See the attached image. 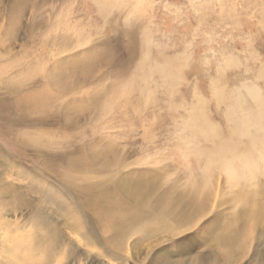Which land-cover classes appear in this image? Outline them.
<instances>
[{"label":"rangeland","instance_id":"rangeland-1","mask_svg":"<svg viewBox=\"0 0 264 264\" xmlns=\"http://www.w3.org/2000/svg\"><path fill=\"white\" fill-rule=\"evenodd\" d=\"M262 107L264 0H0V264H264Z\"/></svg>","mask_w":264,"mask_h":264},{"label":"bare ground","instance_id":"bare-ground-1","mask_svg":"<svg viewBox=\"0 0 264 264\" xmlns=\"http://www.w3.org/2000/svg\"><path fill=\"white\" fill-rule=\"evenodd\" d=\"M5 18V17H4ZM8 33H6L5 35H7ZM5 42V41H4ZM48 102V101H47ZM46 102V103H47ZM43 104V103H42ZM48 105V104H47ZM44 106H46V105H44ZM42 107V106H41ZM38 108H39V106H38ZM36 109H37V107H36ZM42 108H40V110H41ZM259 112V111H258ZM229 118H234V113L232 112V111H230V113H229ZM264 120V107H262V109H261V111L258 113V115H255L254 117H252L251 118V120H249L250 122H252V124L255 126V128L257 129V130H259L260 128H261V123H262V121ZM245 122H247L246 120H244L243 121V119H240V120H236V122L234 121V123H233V127H232V129H231V132H232V134L233 135H240L244 130H243V127H244V125H246L245 124ZM207 133H209V131L207 132ZM211 133V132H210ZM209 133V134H210ZM211 135V134H210ZM255 141H257L255 138H252L251 139V143H252V145H254L255 144ZM232 163H231V170H232ZM236 169H237V171H228L227 172V176L229 177V179H230V177H231V179L232 180H236V179H238V177L240 176V175H251V174H253V172H254V169H255V165L252 163V162H249V161H245V162H243V164H242V166H241V168L239 169L238 167H235ZM98 182V181H97ZM93 183V182H92ZM98 184V183H97ZM100 184V183H99ZM95 185V184H94ZM93 185V186H94ZM100 185H102V184H100ZM104 185V184H103ZM87 186V185H86ZM97 186V185H96ZM105 186V185H104ZM108 186V185H107ZM117 187V186H116ZM105 188H107V187H105ZM118 188V187H117ZM100 189V188H99ZM101 189H102V187H101ZM104 189V188H103ZM102 189V190H103ZM126 191V190H125ZM127 191H129V189H127ZM114 194V193H113ZM1 204V203H0ZM2 205V204H1ZM0 205V206H1ZM4 205V204H3ZM4 208H5V205L3 206ZM2 208V207H1ZM1 210H3V208L1 209ZM5 210V209H4ZM7 212V211H6ZM5 213V212H4ZM3 213V214H4ZM5 224V223H4ZM3 226V225H2ZM54 232V231H53ZM94 234V233H93ZM60 236V235H59ZM229 237V236H228ZM59 239H61L60 237H59ZM76 241H78L77 239H76ZM77 243V242H76ZM123 246V245H122ZM231 246V245H230ZM124 247V246H123ZM121 249H122V247H121ZM124 251V250H123ZM122 252V251H121ZM109 255V254H108ZM107 256V255H106ZM112 258V257H111ZM113 258H116V257H113ZM119 258V257H118ZM106 259H104V261H105ZM115 260V259H114ZM124 260V259H123ZM127 260H129V259H127ZM112 261V260H111ZM111 261H106V262H108V263H110ZM116 262V261H115ZM112 263H114V262H112ZM111 263V264H112ZM117 263H119V261H117ZM116 263V264H117ZM121 263V262H120ZM11 264H13V262L11 263ZM130 264V263H129Z\"/></svg>","mask_w":264,"mask_h":264}]
</instances>
